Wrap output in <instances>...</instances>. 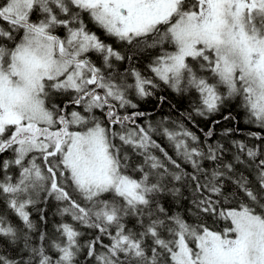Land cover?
Instances as JSON below:
<instances>
[{"label": "snow or ice", "instance_id": "6c2138e0", "mask_svg": "<svg viewBox=\"0 0 264 264\" xmlns=\"http://www.w3.org/2000/svg\"><path fill=\"white\" fill-rule=\"evenodd\" d=\"M152 49L146 75L136 60ZM157 81L198 93L205 118L240 97L264 128V0H0V243L23 241L28 254L0 253V264H264V146L234 141L226 161L223 145L165 126L185 172L153 138L159 128L138 123L145 113L128 112L130 93L152 96ZM49 199L73 223L46 245L29 209ZM209 218L229 224L214 230Z\"/></svg>", "mask_w": 264, "mask_h": 264}, {"label": "trees", "instance_id": "16d2710c", "mask_svg": "<svg viewBox=\"0 0 264 264\" xmlns=\"http://www.w3.org/2000/svg\"><path fill=\"white\" fill-rule=\"evenodd\" d=\"M87 19V17H85ZM91 25V24H90ZM7 27V25H5ZM97 34L101 36V38L105 39L108 43H115L119 47V42L114 41L113 38L106 37L101 31H97ZM171 49V47L169 46ZM158 54L157 50H147L140 54L138 59L136 60V66L139 70L144 72L146 75H151L148 70V64L154 58V55ZM95 59V57H93ZM125 67H127V62L120 64V70L122 71ZM159 87L156 88L153 92L152 96H149L144 99H140L134 95L130 98L134 103L137 104L136 109H128V112L131 113L133 111H142L145 113L143 117L138 119V123L143 126H147L149 123L153 125L154 128H159V131L153 133V138L156 140L158 144L161 145L171 156L168 150H173L176 152L173 144L169 142V140L163 135V127H169L171 129L178 130L179 125H183L189 131L193 132L200 139L202 145L207 147V145L211 144L213 146L219 144L223 145L225 151L222 154V158L226 161H232L234 154L236 153V149L233 146L234 141H243L252 147H261L264 146L261 141L253 139L249 134L256 132L261 136H264V128L259 127L254 122H249V116L246 110L238 103V97H233L227 100L226 104L223 106L220 113H215L207 118L201 117L195 114L193 108L199 104V95L195 91L185 92L183 94L174 92L167 85H164L162 82L157 81ZM221 88V87H220ZM226 93V89H224ZM163 97V101L161 100ZM242 99V98H241ZM191 113L192 119H189V114ZM231 115L234 119L224 120L223 116ZM213 121H219V123L213 124ZM209 128L213 129V136L210 138L205 137V134L209 130ZM231 128L232 132L225 135V129ZM118 143V141H117ZM154 153L164 159L162 153L158 150H153ZM173 158V157H172ZM176 161H180L181 157L176 155ZM205 168H209L211 162L204 161L202 162ZM180 165H186L184 162L178 163ZM169 167H172L169 165ZM192 168V166H189ZM240 171H246V165L238 166ZM194 170L192 168V173ZM186 172V171H185ZM200 175V174H198ZM253 176H249V179L255 182V178ZM201 181L203 182V176H201ZM175 183V182H173ZM179 187L180 185L177 184ZM182 192L184 195L183 205L185 207L191 206L192 201V190L191 186H185L182 188ZM242 195V194H241ZM171 200V197L167 198ZM62 205L59 204L55 199H49L47 203L41 202L36 205L35 208H30L31 218L33 222L37 225L39 231H46L49 236V240L45 241V244L48 245L51 243V239L55 238V226L60 222H69L71 221L70 216L61 217L57 214V208ZM177 208H180V205H176ZM44 209L46 214V221L40 220L41 213L38 209ZM0 210H3L0 208ZM183 210V209H181ZM9 217L10 222L13 224L23 227L19 219L12 214L11 212L6 213ZM192 216V219L195 220V216L189 213ZM223 220V219H222ZM132 221L129 222L128 226H133ZM206 223L209 227L214 230L223 231V229L229 224L228 221L223 220L222 222H215L213 218H209L206 220ZM88 231V230H84ZM33 235V243H39L38 241V232L32 234ZM82 239H88L87 236ZM23 249V241H20L16 245H8L5 243H0V253L7 255L10 258L19 259L21 256L27 258V253L22 252ZM48 254L55 256V253L51 250H48Z\"/></svg>", "mask_w": 264, "mask_h": 264}, {"label": "bare ground", "instance_id": "6f19581e", "mask_svg": "<svg viewBox=\"0 0 264 264\" xmlns=\"http://www.w3.org/2000/svg\"><path fill=\"white\" fill-rule=\"evenodd\" d=\"M168 152L171 155V157H173V159H175V156L177 155V153L175 151H173L172 149L171 150H168ZM176 162L177 163L184 162L186 165H181V168L184 171H186V172H191L192 171V168L189 167V166H191V164L188 163V162H186V161H184V159L182 157H181V160L180 161H176ZM245 169H246V171H245V174L246 175H248V176H251L252 175L253 176L252 178H255V173L254 172H252L251 170L247 169V167ZM233 206H235V205H233ZM213 220L215 222H222L223 221L222 219H215V218H213Z\"/></svg>", "mask_w": 264, "mask_h": 264}, {"label": "rangeland", "instance_id": "374dc122", "mask_svg": "<svg viewBox=\"0 0 264 264\" xmlns=\"http://www.w3.org/2000/svg\"><path fill=\"white\" fill-rule=\"evenodd\" d=\"M210 75V74H209ZM220 91L222 92V93H225L224 92V88H223V86H221V88H220ZM226 94V93H225ZM132 95H134V93H130V97L132 96ZM238 103L242 106V99L240 98V97H238ZM243 107V106H242ZM244 108V107H243Z\"/></svg>", "mask_w": 264, "mask_h": 264}, {"label": "flooded vegetation", "instance_id": "af4514ba", "mask_svg": "<svg viewBox=\"0 0 264 264\" xmlns=\"http://www.w3.org/2000/svg\"><path fill=\"white\" fill-rule=\"evenodd\" d=\"M90 27L92 28L93 31H95V30L93 29V26H90ZM63 34H64V33H63V30H60V35L63 36Z\"/></svg>", "mask_w": 264, "mask_h": 264}]
</instances>
